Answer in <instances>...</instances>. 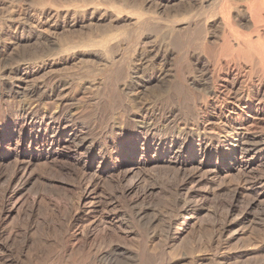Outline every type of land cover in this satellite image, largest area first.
<instances>
[{
	"label": "bare ground",
	"instance_id": "bare-ground-1",
	"mask_svg": "<svg viewBox=\"0 0 264 264\" xmlns=\"http://www.w3.org/2000/svg\"><path fill=\"white\" fill-rule=\"evenodd\" d=\"M143 1L144 6L157 2L153 6L158 10L167 2ZM197 4L203 9L209 0H198ZM263 6V0H216L205 12L206 18L217 16L220 24V42L214 50L206 48V24L194 22L193 29L165 44L155 40L147 46L145 37L139 45L134 42L122 50V42L136 41L147 28L155 32L158 23L151 22L157 17L147 20L143 8L128 0H119L111 14L117 24L134 20V29L106 32L97 41L89 37L77 47H63V43L51 48L50 53L35 54L36 51L34 56H25L17 53L12 43L5 44L0 35V178L2 169L8 170L0 193V264H5L3 253L10 254L13 249L16 257L12 256V263L18 264L19 256L35 242L30 223L17 229L14 221L23 212L24 188L35 176L33 167L41 161L65 160L81 190V203L60 233V249L70 251L67 257L71 264H159L164 257L162 247L156 250L139 240L134 248L109 244L94 249L91 245L93 251L89 249L75 258L74 248L67 244L77 236L88 237L84 222L98 212L92 200L97 180L104 175H111L119 185L125 183L120 192L125 208L122 216L140 239L143 235L135 227L147 232L155 220L146 218L147 210L139 202L154 192V188L145 189L140 183L146 170L171 174L159 189L179 205L182 226L189 216L195 217L197 210L204 209L208 195L196 191L197 186H213L215 177L232 173L259 172L247 189L255 193V200H247L238 216L247 218L246 210L256 203L264 218V132H255L264 122ZM156 9L153 15H158ZM16 40L13 45L23 38ZM45 57L49 60L38 65L40 61L36 59ZM70 61L86 65V75L98 71L106 75L97 82L92 79L76 86L74 79L65 74L64 78L59 72ZM47 68V75L36 78ZM237 195L234 189L232 197L236 199ZM127 196H131L128 201ZM193 196L202 197L197 208L189 201ZM115 211L101 217L99 223H117L119 214ZM226 217L215 221L210 231L209 245H215L209 250L212 264L223 245L222 237L228 228ZM27 220H31L30 215ZM103 227L99 234L93 233L96 229L89 231V237L93 241L103 238ZM258 250L260 264H264V242ZM28 258L29 264H42Z\"/></svg>",
	"mask_w": 264,
	"mask_h": 264
},
{
	"label": "rangeland",
	"instance_id": "rangeland-1",
	"mask_svg": "<svg viewBox=\"0 0 264 264\" xmlns=\"http://www.w3.org/2000/svg\"><path fill=\"white\" fill-rule=\"evenodd\" d=\"M118 1L119 0H0V29L2 30H0V35L4 41L6 40L5 44L12 43V46L17 53L24 54L25 56H34L36 51L35 54H39L40 52L46 53V51L50 53L53 48H57L63 43V47H77L84 43L89 37L92 40L97 41L106 32H108V34H116L118 30L129 32L134 29V20H127L121 24H117L112 18L111 13L113 7L118 4ZM128 1L132 5L143 8L144 12L147 14V20L151 17H157L155 21L151 22L158 23L155 32H152L147 28V32L143 31L139 34L136 41L127 40L122 42V50L134 42L135 44L137 42L136 45H139L141 41H145V37H147V46L152 44L155 40L165 44L169 39L172 40L179 34L183 36L189 28L190 30L193 29V22L195 24L198 23L199 25L206 24V48L214 50L219 44L218 40L220 42L221 33L219 32L221 31L219 29L220 24L217 16L207 15L208 18L205 17L206 10H210L216 4V0H209V4L203 9L197 6L198 0H166L167 2L162 7L163 10H158L156 9L158 6H153L157 4L155 1H153L152 4H147V6L142 4V2H144L143 0ZM155 9L157 10L158 15L152 14ZM200 13H203V15ZM24 14L26 16H24ZM206 21H208V23ZM22 23L25 25H21ZM17 24L19 25L16 26ZM170 27H173L174 31H170ZM261 29L264 34V22L261 24ZM20 36L23 40H19L16 45H13V42L15 43L17 41L16 39L20 38ZM36 39L38 40L36 41ZM24 50L25 53L23 52ZM44 60L48 61L49 59L48 57H45L44 59H36L37 63L39 62L38 65ZM85 66L86 65L84 64L70 61L65 64L63 68L61 67L62 70L59 69V72L64 78L66 76V78L70 80L74 79L73 82L76 86H81L83 82L91 81L92 79L97 82L106 75L105 72H94L98 70V65L96 64L93 65L95 66V70L92 69V71L94 70V73L86 75L84 73L86 70ZM93 66L91 68H94ZM49 71L48 68L41 71V73L37 74L36 78L47 75ZM72 76L73 78L71 79ZM215 122V124H220V121ZM262 128L264 129V122L260 124L259 130L255 132H260V130L264 132ZM34 166L33 171L35 176L24 188L26 203L23 207V212L20 217L14 221V225L17 229H21L30 223L31 233L35 242L34 244L28 245V248L25 249L26 251L19 256L18 264H29L28 257L38 259L42 264H71V260L68 258L70 251H67L66 253H64L63 250L61 251L62 248L59 243L62 226L65 225L69 217L74 215L75 210L78 209L81 203V190L78 185L77 177L75 176L72 167L65 160L41 161ZM2 172L0 178V193L3 190V185L5 184L8 175L7 168H3ZM262 173L264 174V170H262ZM258 174L259 172L256 171L249 174L232 173L229 174L228 177H215V184L213 186H205L204 184L197 186L195 188L196 191L202 190L208 195L207 198L204 199V209L195 212L196 219L194 216H189L190 218L188 217L186 225L184 224V226H182L183 219H181L182 216L179 210V205H175L172 198L161 193L159 189L161 188V185H164V182L170 180L171 174L166 172L161 173V171H150L147 173V170L142 172L140 181L141 185L145 189H147V187L154 188V192L152 195L147 196L143 201L139 202L141 206L143 205L142 207L147 210L146 218L148 220H154L155 218V220L153 225L147 227V232L140 226L135 227L136 230L143 235L141 239L136 236L135 229L130 225V227L127 226L128 223L126 222V217L122 216V211H125V208L121 202L123 200L120 198V192L121 189L125 188V183L119 185L114 177L111 175H104L101 179L99 178L97 180V189L92 200V206L95 208L96 212L98 211L99 213L97 212L94 216H88L84 222L83 227L84 229L86 228L85 230H87L88 237L84 239L83 236H77L71 239L67 246L72 245L75 253L74 256L75 258H78L81 254L85 255L89 249L93 251L98 247L105 248L104 246L109 244H118L122 247L129 246L134 248L133 246L135 242L140 240L142 243L147 244V246L156 248V250L160 247L163 248L164 257L162 256V260L159 261V264H210L213 254L209 250H213L215 246L209 245L211 244L210 231L212 225L215 221L221 222L225 215H227L226 221L228 228L222 237L223 245H221V250L219 249V256L217 254L215 257V259H217L215 264H222L224 262H226V264H260L261 256H259L260 253L258 252V249L264 242V218L261 209L255 203L251 208L246 210L247 218L242 220L238 216L239 212L243 210V206L247 200H255V193L247 189L252 185L254 177ZM241 188L246 190L243 192L244 189L242 190ZM234 189L238 190V197H236V199L232 197ZM212 191L215 192L214 195H212ZM130 198L131 196H127L126 200L128 201ZM201 198V196H193L189 201L197 208L201 205ZM235 202L236 206L234 207L232 205ZM111 209L113 211L116 210L115 212L119 214L117 223L111 224L108 221H105L102 222L101 224L103 225H101L99 223L101 217H105L107 213L112 211ZM29 215L31 220H27ZM96 218L97 220H95ZM121 221L122 223H119ZM172 222H175V224H172ZM106 224L108 226H106ZM102 227L106 231L105 236H103V238L97 237L96 241H93V238H91V236L89 237L91 233L89 231H94L96 229L92 232L99 234L101 233L100 231ZM113 228H115L117 233ZM113 231L118 237L114 236L115 233ZM127 231L130 233V236H128L129 233ZM234 232H237V234L233 235L232 233ZM227 238L230 242L227 241ZM38 239H40V242L42 241V243H40ZM91 245H93L94 249H92ZM12 256L14 258L16 257L14 249L10 254L7 252L3 253L5 264H13L12 260L14 258ZM219 257L222 258L220 259Z\"/></svg>",
	"mask_w": 264,
	"mask_h": 264
}]
</instances>
